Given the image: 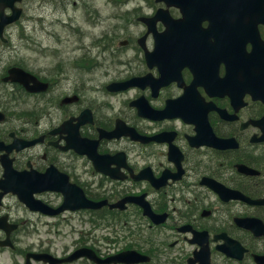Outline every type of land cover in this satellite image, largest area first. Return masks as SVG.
Instances as JSON below:
<instances>
[{
    "label": "flooded vegetation",
    "instance_id": "obj_1",
    "mask_svg": "<svg viewBox=\"0 0 264 264\" xmlns=\"http://www.w3.org/2000/svg\"><path fill=\"white\" fill-rule=\"evenodd\" d=\"M70 2L14 0L5 13L19 7L21 18L6 26L5 37L28 10L42 13L56 5L63 11ZM72 3L78 5V0ZM150 6L157 9L154 3ZM74 9L75 18L80 11L92 23L97 36L89 45L92 55L111 59L118 49L133 51L134 60L118 64L129 70L111 80H140L129 89L102 93H130L127 105L117 107L88 97L85 85L78 91L73 77L60 82L40 77L49 88L27 92L40 103L29 111L39 109L34 120L23 116L18 123L11 108L2 110L5 123L13 127L0 137L6 145L16 139L38 140L9 152L6 164L17 171L9 185L54 207L63 204L65 195H76L82 203L108 204L74 213L82 226L92 227L86 239L77 235L57 243L59 235L52 246L37 252L57 259L54 264H98L87 256L61 261L81 248L95 251L99 259H113L109 264H264V12L256 7L248 12L207 11L201 3L202 11H191L193 19L186 23L187 43L149 63L145 49L154 51L155 39L145 23L98 28L115 18L95 12L94 0H82ZM142 11L136 6L125 12L138 18ZM170 13L175 19L183 14L176 7ZM163 27L158 22V31ZM7 40L0 39L2 48L9 46ZM82 63L102 66L100 60ZM166 108L165 116L156 114ZM118 126L120 131L133 127L136 139L105 136ZM42 176L45 186L40 185ZM128 196L133 201L123 208L109 206ZM9 197L14 196L8 193L0 201L5 229H0V264H25L31 236L19 235L30 219L15 217ZM58 218L60 225H72L63 213ZM33 264L52 263L43 259Z\"/></svg>",
    "mask_w": 264,
    "mask_h": 264
},
{
    "label": "rangeland",
    "instance_id": "obj_2",
    "mask_svg": "<svg viewBox=\"0 0 264 264\" xmlns=\"http://www.w3.org/2000/svg\"><path fill=\"white\" fill-rule=\"evenodd\" d=\"M82 0H78L80 6ZM97 7H102V11H111V8L106 9L107 0H94ZM131 4H134L132 0ZM143 7L146 11H151L146 8L147 4L142 2ZM37 5H39L37 3ZM138 5V4H136ZM68 6L70 4L68 3ZM122 8L118 7L117 12H121ZM75 9L70 7L68 12L65 10H58L57 6L47 8L40 12L28 10L24 21L19 24V27H12V29L6 33L8 39L12 38L9 46L4 49L1 47L0 50V105L4 107H10L12 112H15L17 118H20L18 123H23V116H28L31 120L35 119V115L38 110L29 112L33 108H38L40 103L38 99L33 96L27 95L15 84L4 85L2 78L7 74V70L10 66H20L28 71H31L38 76L48 77L53 81H63L65 77H73L75 85L78 91H81V85H85L83 91L86 95L96 101L103 102L105 105L111 106L116 104L118 107L120 103L129 100L128 94H121L119 96H104L102 93L106 90V83H108L112 77L116 76L121 71L129 70L125 66L118 65L122 60H134L133 54L124 49H118L115 51V61L106 57V54L98 56L92 55L89 51H92L93 46H89L91 36L84 39L85 33L93 34L91 30H87V21L83 19L78 11L79 19L75 18ZM82 17V18H81ZM109 23L105 20L102 25ZM77 27H76V26ZM99 25L98 28H100ZM76 28L82 31L77 32ZM87 30V31H86ZM26 38V40L23 39ZM28 42V43H27ZM97 51V50H96ZM53 60V61H52ZM102 61V66H98V69L92 70V68H82L84 61ZM118 63H117V62ZM55 64V66H53ZM110 72L109 75H102ZM133 71L134 68L130 67ZM63 73V74H62ZM111 103V104H109ZM50 105L46 106L47 108ZM128 108V106H127ZM43 111V109H41ZM117 109L108 110L109 113L116 112ZM44 112V111H43ZM5 130V129H4ZM3 130V131H4ZM0 131V136L2 132ZM15 199L11 198V203H14ZM16 210V209H14ZM25 214L24 211H20V215ZM28 215V214H27ZM16 216V215H15ZM18 217V216H16ZM35 222L36 218L34 215H28ZM43 219L41 220V223ZM28 222V227L30 226ZM39 229H47V226H42L39 223ZM62 237L58 238V241L63 243L69 242L71 237L70 226L61 225ZM58 230V229H57ZM60 230V229H59ZM67 230V232H64ZM30 236L33 238L34 234Z\"/></svg>",
    "mask_w": 264,
    "mask_h": 264
},
{
    "label": "water",
    "instance_id": "obj_3",
    "mask_svg": "<svg viewBox=\"0 0 264 264\" xmlns=\"http://www.w3.org/2000/svg\"><path fill=\"white\" fill-rule=\"evenodd\" d=\"M7 79H11L12 81H17V82L22 83L30 91H39V90H41V88L39 86L36 87L37 84L40 83L37 80V78L35 76L31 75L30 73L26 72L25 70L21 69V68H12L10 70V76ZM31 82H34V85H30ZM2 116H3V114L0 113V119L2 118ZM19 193H20L21 197L24 196V193H21V191Z\"/></svg>",
    "mask_w": 264,
    "mask_h": 264
}]
</instances>
